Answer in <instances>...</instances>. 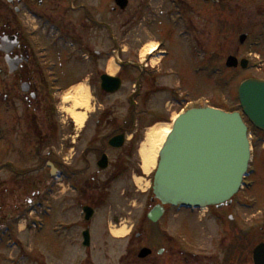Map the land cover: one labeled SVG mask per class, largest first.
Here are the masks:
<instances>
[{
	"label": "flooded vegetation",
	"instance_id": "af4514ba",
	"mask_svg": "<svg viewBox=\"0 0 264 264\" xmlns=\"http://www.w3.org/2000/svg\"><path fill=\"white\" fill-rule=\"evenodd\" d=\"M202 14H207L210 25L208 42L201 40ZM37 27L39 37L49 36L61 44L60 56L89 63L91 74L99 79L106 73L101 62L113 57L120 65L121 78H146L148 86L155 83L162 70L152 61L165 57L159 48L161 43L166 46L165 55L171 54L168 40L160 35L182 40L189 56L208 49L212 69L219 68L230 79L264 78V0H0V40L5 35L18 38L7 57L17 61L12 76L30 83V92L21 95L34 133H39L38 138L44 137L38 140L41 145L55 136L57 119L37 75L30 35V30ZM175 32L180 39L174 37ZM152 36L158 39V46L155 52L143 56L145 47L153 42ZM217 36L225 39L219 45ZM5 55L0 52L1 58ZM229 56L237 58L236 66H225ZM218 58H222L219 67ZM243 59L245 67L241 64ZM4 99L9 103L14 98L5 95ZM42 127H47L45 134ZM114 130L128 132L121 126ZM133 145L116 150L104 140L93 138L85 149L75 151L66 165V212L70 215L67 214L65 225L72 249L79 247L78 264H256L257 247L259 263L264 264V204L259 207L256 196L242 195L223 207H213L209 218L218 228L214 234L203 230L202 218L185 223L179 214L167 215L168 208L161 219L152 221L148 213L159 201L136 182L137 178H146L140 177L141 160ZM104 154L108 167L100 169L98 163ZM14 195L7 186H0L1 203L9 204ZM136 203L142 207L139 213L132 209ZM234 207L241 211V220L234 224L231 215H222L227 219L222 233V218L216 214L221 215L222 209L230 212ZM76 209L79 221L72 219ZM250 210L255 213L249 214ZM15 218L17 215L8 213L1 216L0 230L14 225ZM122 225L129 227L123 247L111 233V227ZM86 232L90 234L88 247L84 246ZM205 235L211 239V248L200 245ZM144 247L149 251L140 257Z\"/></svg>",
	"mask_w": 264,
	"mask_h": 264
},
{
	"label": "rangeland",
	"instance_id": "374dc122",
	"mask_svg": "<svg viewBox=\"0 0 264 264\" xmlns=\"http://www.w3.org/2000/svg\"><path fill=\"white\" fill-rule=\"evenodd\" d=\"M206 17L207 14L201 16L202 42L209 41L207 32L210 25L207 23ZM160 37H165L168 40V49L171 50L170 56L166 57L163 64H169L174 73L172 75L163 68L164 77L158 80L157 86L152 85L147 90L144 85L137 93H133V90L137 88L132 85L134 78L128 77L123 80V87L118 93L110 95L102 93L95 87L97 77H93L91 74L92 79H90V75L82 67L78 73L73 70L76 66L70 67L67 71V66L62 61V67L55 68L54 73L58 72L61 76V81L57 85L63 86L64 89L58 92L55 99L50 102L56 107L55 116L58 125L54 132L52 124V134L54 132L55 136L52 137L51 142H46L44 145L38 142L44 137L38 138L39 133H34V124L26 118L28 106L22 100L21 82L16 77L9 75L4 59L0 57V92L2 93L0 94V186H7L9 192L15 194L9 204L0 202V217L6 213L11 216L17 215L15 218L17 222L12 226L16 234L10 244L6 243L10 240L5 234L8 230L4 231V234H0V236L4 235V237H0V264L79 263V247L72 249L69 237L66 243V233L63 231L64 227L60 225V223L65 225L64 220H66L67 214L70 215L66 212L68 210L67 184L64 177L58 181L50 179V168L46 165L49 158L53 157L61 164H66L65 161L73 159L75 151L85 149L88 140L92 137L97 140L104 138L106 141L113 134V125L132 128L129 124L123 123L124 119L128 117L138 119V126L135 131L129 132L128 136H134V140L128 141L125 148L130 146V143H134L132 149L138 154L149 125L156 121H159V124L171 125L173 118L189 102L205 99L209 101L210 105L229 110L239 109L237 87L242 77L230 79L224 72L212 73L210 71L211 64L208 63V49L197 57H191L182 40H174L172 36L160 35ZM217 37L218 45L222 39L225 40L223 36ZM40 38L49 42V39H44L45 36H40ZM221 61L222 58H218V67ZM113 64L111 61H104L102 66L111 72ZM42 69L46 71L45 68ZM60 70L62 74H60ZM80 71L82 76H80ZM88 71H91V68ZM45 73L51 78V74H48L47 71ZM79 80L80 84L70 87V84ZM174 84L179 90H172ZM80 85L87 87L90 93L86 110L75 105L77 89ZM90 85L93 88L92 91L89 89ZM53 91L52 88L51 93ZM5 95L14 98L8 105L5 103ZM132 97L139 103L130 104L129 99ZM175 97H179V103L173 101L176 99ZM114 106H116V110L113 112L114 114L112 113V117L117 120L107 124V120L104 119H108V117L103 112L104 110L112 112ZM64 111L67 112V117L64 115ZM71 112H86L85 127H76L75 122L71 120ZM39 119L41 121V116ZM100 119L103 120L101 123L106 122V124L100 126V122L96 123ZM41 129L45 134L47 127ZM81 130L83 131L81 132ZM78 135L81 137L78 138ZM252 137L255 156L252 165L257 170L253 176L255 186L248 193L259 199L260 207L264 204V133L252 129ZM40 192L46 193L45 198L40 196ZM2 204H4L3 208ZM132 209L139 213L141 211L140 204H136ZM184 212L190 216L191 221L196 217L205 219L203 216H208L207 209L194 213H190L188 210ZM229 213L234 216V223L240 222L242 213L237 207H234ZM254 213V210L249 212V214ZM74 215L72 219L79 221L78 209ZM38 218L42 221L45 220L42 223L43 230L40 232H36L34 224ZM201 225L205 226L203 230L210 234H214L218 229L208 220ZM55 226H58L56 230ZM223 226L224 221L221 224L222 229ZM125 229L128 230V228ZM75 235L74 230L71 234L72 241ZM210 241L211 239L205 235L200 240V245L203 248H211Z\"/></svg>",
	"mask_w": 264,
	"mask_h": 264
},
{
	"label": "water",
	"instance_id": "95a60500",
	"mask_svg": "<svg viewBox=\"0 0 264 264\" xmlns=\"http://www.w3.org/2000/svg\"><path fill=\"white\" fill-rule=\"evenodd\" d=\"M228 65H234L231 58ZM103 86L115 92L121 81L107 77ZM239 97L249 119L264 130V81H245ZM121 138H113L111 145L122 146ZM249 160L247 126L240 113L210 107L189 109L176 119L160 151L154 193L164 204L221 205L239 190ZM99 164L105 168L106 157ZM162 210V206H156L150 217L156 219Z\"/></svg>",
	"mask_w": 264,
	"mask_h": 264
},
{
	"label": "bare ground",
	"instance_id": "6f19581e",
	"mask_svg": "<svg viewBox=\"0 0 264 264\" xmlns=\"http://www.w3.org/2000/svg\"><path fill=\"white\" fill-rule=\"evenodd\" d=\"M154 46L151 47L153 50ZM116 67L113 65L111 69V73L116 72ZM77 96L75 98V105L81 108L88 109L90 93L88 89L82 85H80L77 89ZM69 99V98H68ZM72 117L75 119L76 123L79 126H82L85 122L86 114L79 112H71ZM172 128L171 125L167 124H155L151 126L145 136L144 141L142 142L139 148V154L142 158V169L145 174L150 175L152 174L153 170L157 166L159 160V152L163 143L166 140L170 130ZM127 233L126 229H120L114 231L116 236H124Z\"/></svg>",
	"mask_w": 264,
	"mask_h": 264
}]
</instances>
